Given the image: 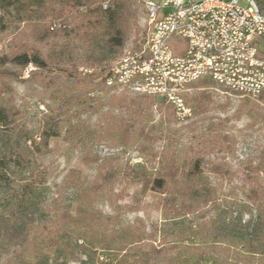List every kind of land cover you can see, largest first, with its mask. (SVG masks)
I'll use <instances>...</instances> for the list:
<instances>
[{
	"label": "trees",
	"instance_id": "trees-1",
	"mask_svg": "<svg viewBox=\"0 0 264 264\" xmlns=\"http://www.w3.org/2000/svg\"><path fill=\"white\" fill-rule=\"evenodd\" d=\"M257 1L263 5V0ZM69 14L73 16L74 23L66 22ZM135 15L131 10V0H0V26L3 27L6 17L14 26L23 24L32 27L38 42L54 41L49 61L36 51L0 53V138L9 144L7 156L0 157V195L11 184V169L15 168L17 173H29V177L18 186L20 192L11 197L17 203H27L34 199V177L40 185L43 179L39 172L29 171V157L41 155L52 140L60 139L66 145L79 143L89 130V121L93 116L95 132L92 141L96 144H104L108 149H125L134 134L139 144V154L150 158L135 165L124 163L119 168L114 156L101 159L91 152L85 153L80 162L94 169L90 181L82 178L80 170L72 169L64 177L57 198L50 208L51 217L35 224L26 219V211L23 212L26 219L22 222L24 234L17 237L14 250L17 258L25 262L40 261L44 249H55L63 264L78 251L88 259L97 258L93 246L103 242L106 246L105 255L110 258L109 264H158L163 255L162 248L150 245L147 251H132L133 247L142 242L143 233L129 223H117L110 227L107 222H102L105 218L98 206L104 200L106 191L116 181L117 174H123L130 183L137 184L139 196L153 195L158 198L156 209L163 222L162 234L165 238L174 239L170 249H178L179 245L193 248L195 241L217 223L213 219L206 220L211 207L198 213L194 223L189 219L194 205L208 203L202 173L204 160L198 152L187 154L177 149L165 121L157 125H136L124 118L112 119L111 108L117 99L111 97L103 101L89 93L76 94V78L73 76L76 69L70 72L66 70L63 60L72 46L82 51L88 68L101 65L109 56L117 55L136 26ZM46 19L50 20L49 23H45ZM56 21L61 23H51ZM55 41L61 42L57 44ZM29 65L36 71L26 81L36 79L42 73L49 75L52 68L61 71L65 78L48 94L49 104L44 100L39 101L45 106V113L40 112L36 130L27 132L25 112L17 105L15 91L10 83L24 82L22 71ZM86 79L99 80L96 86L104 87L105 75L102 73L94 77H81L80 81ZM204 84L212 83L206 80ZM260 98L264 99V93ZM164 102H160L159 106H165ZM189 103L192 116L199 119L210 112L213 100L210 94L200 92L191 97ZM225 107L218 106L220 109ZM104 108L110 109L103 111ZM22 138L24 147L20 145ZM158 144L160 147L156 151L154 148ZM153 163L155 167L151 166ZM241 167L247 178L264 173V150L256 157L246 158ZM208 171L218 176L229 173L220 165H210ZM68 192L72 194L69 204L64 200V193ZM263 192L256 184L246 190L244 199L251 207L259 206ZM24 209L28 210L29 207ZM60 219L70 230L69 237H62L56 230V221ZM106 219L109 220V217ZM222 224L223 230L231 231V240L233 230V236L246 243L250 242L249 237L243 235L246 226L241 224V219ZM256 238V244H264V232H257ZM248 247L253 248L251 244ZM185 260L184 254L177 253L165 259V262L176 264L185 263ZM213 263L216 264V261ZM0 264L16 262L6 260Z\"/></svg>",
	"mask_w": 264,
	"mask_h": 264
},
{
	"label": "rangeland",
	"instance_id": "rangeland-1",
	"mask_svg": "<svg viewBox=\"0 0 264 264\" xmlns=\"http://www.w3.org/2000/svg\"><path fill=\"white\" fill-rule=\"evenodd\" d=\"M131 10L136 14V26L133 27L117 55L109 56L101 65L88 68L84 63L82 51L72 46L63 60L66 63V70L70 72L73 68L76 69V73L72 72L76 78V94L89 93L103 101H108L111 97L117 99L114 107L111 108L112 119L124 118L136 125H157L160 121H165L164 124L168 126L167 129L174 138L177 149L187 154L198 152L204 160L202 173L208 203L201 202L194 205L193 214L189 219L194 223L198 213L211 207L208 209L206 220L213 219L217 223L213 229L195 241L193 248L187 249L185 245H179L178 249H170L174 239L165 238L162 234L163 222L156 209L158 198L153 195L139 196V186L130 183L123 174L116 175V181L106 191L104 200L98 206L105 218L102 222H107L110 227L117 223H129L135 230L143 233L142 242L133 247L132 251H147L150 245L162 248L163 255L158 264H166L165 259L174 257L177 253L184 254L186 260L185 263L176 264H214L213 261H216V264H264V244L255 242L257 232H264V192L259 206L251 207L244 199L246 190L256 184L264 190V173L247 178L241 167L246 158L256 157L264 150V99L259 97L251 100L229 95L223 91H216L214 85L204 84L206 80H201L188 86L184 92V103L191 110V117L185 122H179L175 118L173 108L160 98L143 96L129 88L109 90L103 86L97 87L96 83L99 80L80 81L81 77L107 74L108 70L118 63L125 50L135 49L143 44L148 30L145 11L136 0H131ZM4 21L3 27L0 26V53L19 50L36 51L46 60L51 59L54 50L53 40L38 42L35 40V30L29 25L14 26L6 17ZM49 21L46 19L45 23ZM66 22L74 23L71 14L68 15ZM60 42L56 43L60 44ZM30 67L27 73V68L22 71L24 82L10 83V87L15 91L17 105H20L25 112L24 123L27 132L36 130L40 112L45 113V106L39 101L44 100L49 104L48 94L54 87L64 82L65 78L61 71L52 68L49 75L42 73L37 76V80L30 78L26 81L30 74L36 71L33 66ZM200 92L210 94L213 105L205 117L198 119L192 116L189 101ZM160 102H164L165 106H159ZM247 102L249 104H246ZM218 106L226 107L220 109ZM109 109L104 108L103 111ZM89 122L91 126L79 143L66 145L60 139L52 140L41 155L29 157V171L39 172L43 179L40 185L34 177L36 197L31 201L17 203L11 197L14 193L20 192L18 186L26 182L29 177V173H17L15 168L11 169V184L0 195V262L14 260L16 264H63L55 249H44L40 261L25 262L16 256L15 241L19 235L24 234L22 222L26 219L37 224L51 217L50 208L69 171L80 170L82 178L87 181L93 178L94 169L85 167L80 162L85 153L91 152L101 159L114 156L118 160L119 168L124 163L135 165L150 159L139 154V144L134 134L125 149H108L104 144H96L92 141L95 116L91 117ZM20 145L24 147V138L20 141ZM159 147L160 144L154 149L158 151ZM8 149L9 144L0 138V157H6ZM210 165L223 166L229 173L223 176L213 175L208 171ZM151 166L156 165L153 163ZM71 197L70 192L64 193L66 203L71 202ZM25 207L29 209L23 210ZM25 211L26 219L23 217ZM108 217L109 220L106 219ZM236 219H241V224H245L246 233L243 235L248 236L250 242L246 243L243 239L233 236L235 234L233 230L231 240L229 236L231 231L223 230L222 223L228 224L231 221L235 222ZM56 230L64 238L71 235L62 219L56 221ZM249 244L252 249L248 247ZM105 248L103 242L94 245L93 251L96 252L97 258L92 259H88L78 251L66 264H109L110 258L105 255Z\"/></svg>",
	"mask_w": 264,
	"mask_h": 264
},
{
	"label": "built area",
	"instance_id": "built-area-1",
	"mask_svg": "<svg viewBox=\"0 0 264 264\" xmlns=\"http://www.w3.org/2000/svg\"><path fill=\"white\" fill-rule=\"evenodd\" d=\"M147 34L107 74L104 88H129L191 117L183 94L201 80L216 91L255 100L264 93V4L256 0H136ZM31 65L26 69L30 70Z\"/></svg>",
	"mask_w": 264,
	"mask_h": 264
}]
</instances>
